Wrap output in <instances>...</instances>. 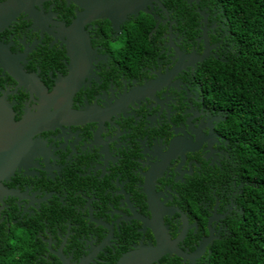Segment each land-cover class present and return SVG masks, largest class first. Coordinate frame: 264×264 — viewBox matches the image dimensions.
Instances as JSON below:
<instances>
[{
  "label": "flooded vegetation",
  "instance_id": "1",
  "mask_svg": "<svg viewBox=\"0 0 264 264\" xmlns=\"http://www.w3.org/2000/svg\"><path fill=\"white\" fill-rule=\"evenodd\" d=\"M78 7L46 4L49 30L34 26L31 0H0V47L23 58L0 64L2 101L27 135L40 129L2 181L3 252L28 264H213L248 183L205 77L235 51L219 0H153L125 17L90 0L95 72L74 93L86 64L58 80L69 71L60 33ZM117 28L126 39L113 49Z\"/></svg>",
  "mask_w": 264,
  "mask_h": 264
},
{
  "label": "trees",
  "instance_id": "2",
  "mask_svg": "<svg viewBox=\"0 0 264 264\" xmlns=\"http://www.w3.org/2000/svg\"><path fill=\"white\" fill-rule=\"evenodd\" d=\"M219 2L235 51L209 66L205 77L212 97L228 111L224 125L238 142L241 172L248 183L241 198L243 214L216 247L213 264H264V0ZM7 252L0 245V264H28Z\"/></svg>",
  "mask_w": 264,
  "mask_h": 264
},
{
  "label": "snow or ice",
  "instance_id": "3",
  "mask_svg": "<svg viewBox=\"0 0 264 264\" xmlns=\"http://www.w3.org/2000/svg\"><path fill=\"white\" fill-rule=\"evenodd\" d=\"M52 2L53 0H31L32 9L40 10L39 12L36 13V23L34 25L38 29H43L47 27L49 30H51V25L56 20L55 8H53L52 12H48V15H45L44 13L48 11L46 8V4H50ZM65 3H71L74 6H79L78 7L79 17L75 21L69 20L67 23L70 27L65 28V30L60 33V38L63 44L67 46L66 48V51L68 54L67 66H68L69 71L66 72L64 76L58 80H67L72 75V69H73L74 62L77 66L81 64H86L85 70L80 73L78 84L74 90V93H75L76 90L80 87L81 82L84 79H87L89 73L95 72V69L92 67L93 58L95 54L92 50L95 49L96 45L91 42L88 36V32L92 30V26L94 23V16L88 15L89 7H90V0H65ZM111 6L113 8H119L123 10L124 12H136L140 8H143L145 5L139 2V0H111ZM81 17H83V19H81ZM58 27L63 28L64 26L58 25ZM125 39L126 37L122 34L121 30L117 28L113 33H111V41H112L111 47L113 49H118V48L123 47ZM70 45L72 46V49H73L71 53L69 52ZM19 50L20 52H24L23 47H20ZM13 51H15V49H13ZM6 59L7 60H18L20 63H23V58L11 56V54L8 52L7 46L0 47V61H3V62H0V64L4 63ZM2 71H3V68L0 67V72ZM33 82L38 83V81L35 79L33 80ZM55 89L45 88V91L47 94L51 95L55 92ZM0 100L7 101V96H5V93L0 92ZM38 100H39V97L36 98V103L38 102ZM101 107H103V105H101ZM28 108L33 113L37 111L36 108L33 109L31 106H29ZM69 108L71 111L75 112L73 110L72 102L70 103ZM49 111L51 112L55 111L54 104L49 107ZM39 133H40V129H35L32 131V133L29 136V139L32 141L33 146L37 148L39 147V142L36 140L35 137L38 136ZM165 150L167 151V149ZM180 151H183V149H180ZM145 172H147V169H145ZM161 198H163V193H161ZM154 259L155 257H152L150 259V264H152V261Z\"/></svg>",
  "mask_w": 264,
  "mask_h": 264
},
{
  "label": "water",
  "instance_id": "4",
  "mask_svg": "<svg viewBox=\"0 0 264 264\" xmlns=\"http://www.w3.org/2000/svg\"><path fill=\"white\" fill-rule=\"evenodd\" d=\"M153 0H139L145 6ZM144 6V7H145ZM143 7V8H144ZM140 8L138 11H140ZM136 12H124L119 8L112 9L108 16H127V14H137ZM30 135L25 132V124L14 119L13 112L6 102L0 100V193L3 191L2 181L9 179L14 174V170L26 156V150ZM23 158V159H22ZM157 248L150 249V253H158ZM142 255H134L133 259H141ZM131 256L125 257L119 264H126ZM139 261V260H138Z\"/></svg>",
  "mask_w": 264,
  "mask_h": 264
},
{
  "label": "clouds",
  "instance_id": "5",
  "mask_svg": "<svg viewBox=\"0 0 264 264\" xmlns=\"http://www.w3.org/2000/svg\"><path fill=\"white\" fill-rule=\"evenodd\" d=\"M17 231L20 232V233H23L24 232V229H17Z\"/></svg>",
  "mask_w": 264,
  "mask_h": 264
}]
</instances>
